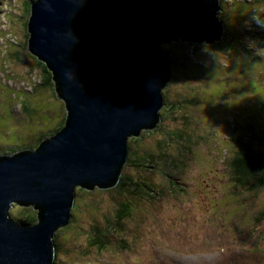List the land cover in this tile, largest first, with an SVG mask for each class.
Segmentation results:
<instances>
[{"label": "rangeland", "instance_id": "374dc122", "mask_svg": "<svg viewBox=\"0 0 264 264\" xmlns=\"http://www.w3.org/2000/svg\"><path fill=\"white\" fill-rule=\"evenodd\" d=\"M243 1L251 0H226L218 17L231 32L243 27L264 32V6L258 7L262 24L252 15L247 17L250 13L242 6ZM22 2L0 0V156L37 148L39 142L63 126L65 119L63 102L54 89L39 84V68L21 47L27 41ZM5 14L13 19V25L7 23ZM212 44H199L203 46L194 56L188 44L183 46L184 51L173 44L174 53L182 52L171 58L170 96L162 93L166 101L159 110L161 130L152 134L147 132L153 129L142 131L145 133H141L137 143L128 140L131 150L137 147L141 157L145 158L146 153L153 156L148 167L149 180L163 191L157 201L159 207L150 208V219L142 216L137 222L129 220L123 231L116 232L126 243L125 250L117 249L113 243L106 250L97 251L89 243L92 227L103 226L106 219L114 222L122 198L111 192L81 195L76 190L82 205L78 210L73 206L68 225L72 228L56 235L59 254L55 260L60 264H264V252L251 257L239 246L234 250L228 246V240L236 235L230 231L234 223L237 231L242 232L252 224L257 212L264 211V190L256 199L248 194L237 196L241 204H246L243 208L228 199L225 189L230 190L229 150L237 142L236 137L229 135L232 124L239 122L241 126L233 136L241 135L243 143H250L253 150L264 154V139H258L264 137V122L262 125L247 112L249 101L264 100V71L261 65L250 63L245 54L212 50ZM253 53L258 58L260 51L257 53L255 48ZM261 61L264 62V56ZM177 63L183 68L176 72ZM244 64L252 69L250 74L241 71ZM187 65L196 68V72L189 71ZM254 83L259 90L253 89ZM23 98L29 99L30 107L22 111ZM181 163H185L182 169ZM127 170L126 166L123 172ZM171 186L176 196L170 193ZM21 213L19 206H13L9 212L15 222ZM220 215L222 219H216ZM170 224L174 228L168 230ZM94 236L97 238L98 234ZM215 244L224 245L218 251H208L207 247ZM259 249L264 251V242ZM235 258L240 262L234 263Z\"/></svg>", "mask_w": 264, "mask_h": 264}, {"label": "water", "instance_id": "95a60500", "mask_svg": "<svg viewBox=\"0 0 264 264\" xmlns=\"http://www.w3.org/2000/svg\"><path fill=\"white\" fill-rule=\"evenodd\" d=\"M219 0H35L27 51L51 74L62 128L35 149L0 156V264H55L56 232L76 190L117 185L128 140L154 130L171 78L163 46L223 37ZM32 207L34 223L15 222Z\"/></svg>", "mask_w": 264, "mask_h": 264}, {"label": "trees", "instance_id": "16d2710c", "mask_svg": "<svg viewBox=\"0 0 264 264\" xmlns=\"http://www.w3.org/2000/svg\"><path fill=\"white\" fill-rule=\"evenodd\" d=\"M35 0H23V5L21 6L22 8V15L25 19L24 22V27L26 29V38L28 39V34H27V19L29 17L30 13V6ZM226 0H219V6H220V13H222L223 6L226 5L225 3ZM224 4V5H223ZM242 6L246 8L247 11H249L250 15L247 17H251V15L257 20V22H261L263 24V19L259 17V6H264V0H251V1H243ZM241 5H238L236 7H240ZM257 6V7H256ZM7 7V6H6ZM7 14V13H6ZM5 14V16H6ZM218 14V15H219ZM10 16H6V21L7 23L14 24L13 19L9 18ZM27 18V19H26ZM219 20L224 24L225 26V31L223 34V37L221 38L220 41L215 42L214 44L210 45V48L212 50H217L219 49L222 52H229L232 54H245V58L252 62V64L256 66H260L263 68L264 71V62L261 61V58L264 56V32L259 31V29H256L253 25H250L251 27H254L251 29H247L246 27L241 28L239 31H233L232 32L228 29L227 25L223 21L222 18L219 17ZM264 26V24H263ZM5 27H7V24H5ZM173 44H177L178 47H181L183 50V46H186L188 44L190 47H192L191 54L194 56V53L197 52V49L200 48L203 45H199L197 43H185L182 41L178 42H171L168 44L169 46H163L168 47L166 51V48L164 50V53L170 58L171 60V66L173 65L172 59L176 58L179 54L178 51L177 54L176 52H173L174 46ZM200 46V47H199ZM255 46V47H253ZM24 51H27V41L24 43V45H21ZM257 47L260 49L258 50ZM250 48V49H249ZM257 50L258 58H255L256 55L253 53L254 50ZM184 51V50H183ZM29 54V52H28ZM176 54V55H175ZM190 54V56H191ZM33 62L36 64V66L39 68V72L41 74V82H39L40 85H45L47 87L53 88V82L51 79V74L48 71V69L45 67V65L41 62H39L36 58L33 56L29 55ZM186 57V56H185ZM172 58V59H171ZM187 58V57H186ZM189 59V58H187ZM199 60V59H198ZM197 60V61H198ZM176 61V60H175ZM259 61V62H257ZM193 65H196L195 63ZM242 65V64H241ZM240 65V66H241ZM244 69H241V71L244 74H250L252 69L250 67H247V65H243ZM253 66V65H252ZM188 67V65H187ZM195 67V66H193ZM254 67V66H253ZM181 68H183L182 64H175V70L178 71ZM190 68L189 71L191 72H196V68ZM238 70V66L235 67ZM248 68V69H247ZM241 77V75H240ZM237 86V83H234ZM35 86V85H34ZM228 86V85H226ZM239 86V84H238ZM253 89L255 88V83L253 85ZM31 90V89H30ZM259 90V89H256ZM165 91V92H164ZM24 94H26L24 92ZM163 94L164 95H169V85L167 84L165 88L163 89ZM56 95V94H55ZM174 95V94H172ZM259 100V99H258ZM256 100L254 102L249 101L248 104V110L247 112L249 115H252V117L256 118L258 121L264 122V100ZM166 101V100H164ZM186 102V100L182 101ZM171 105V104H169ZM30 107V101L27 98H23L20 102V108L22 109H29ZM171 108H173L171 106ZM164 112V110H163ZM162 112V113H163ZM162 113H161V120H162ZM236 118H240V116H237ZM65 120V119H64ZM242 121V120H241ZM234 122V120L232 121ZM239 122L232 124V130L229 135L232 136V138L236 137V145L233 146V150H229V153L231 155L229 159V167H230V190H228L229 195L227 194V197L229 200L232 201H237L238 203L241 204L240 199H237V196H242L243 194L246 195L248 194L251 199H256L260 194L263 193L264 190V154L261 153L260 151L253 150L252 145L250 143H243L241 139V135L239 136H233L235 131L237 130V127L240 126ZM243 127V126H242ZM264 128V126H262ZM62 128V127H61ZM61 128L55 130L52 134L57 133ZM241 129V126H240ZM244 129V127H243ZM161 126L158 125L153 132L150 131L147 132V134H152L155 131H160ZM246 131L249 132V129H246ZM145 133V132H144ZM142 133V134H144ZM48 138L51 137L47 136ZM264 139L262 138H258ZM137 140H140L137 138H131L132 142H136ZM43 141V140H42ZM41 141V142H42ZM39 142V144L41 143ZM189 142L191 140L189 139ZM137 143V142H136ZM163 145H160L159 148L161 149ZM236 148V149H235ZM147 154V153H146ZM145 158L141 157L138 153V148L134 147L132 150H129L128 154V163H127V168L128 170L126 172H123L119 178V181L117 185L113 188L107 189V190H100V189H93V193H116L119 195L122 200L119 202L116 212H115V221L111 222L109 219H106V223L103 226H97L93 225L92 227V238H89V243L91 246L95 247V249L98 251H103L106 250L109 245H112L116 247L117 249H126V243L121 239L117 233L123 231L125 229V223L130 221H135L137 222L140 220L142 216H145L146 218L150 219V214H148V211H150V208H158L159 205L157 201L161 199V195L163 191L159 189L157 186L153 185L154 182H151L149 180L150 176V170H149V164H152L153 161V156L148 155ZM225 159V158H224ZM179 163V162H178ZM187 163V162H186ZM180 169L185 167V163L179 164ZM163 188L168 189V187L163 186ZM173 186H171V189L169 190L170 193L172 192L173 196H176V190L174 188V192L172 190ZM149 190H151V193L149 194ZM92 191H86L82 189H77V194H89V192ZM74 205L77 206V210L80 207L79 200H76ZM243 208L246 207V204H241ZM90 207V206H89ZM93 210V209H92ZM99 210V209H98ZM152 210V209H151ZM96 211V207H95ZM137 212L141 213L138 214ZM137 213V214H136ZM36 211L33 210L32 207L28 208H23L22 207V213L19 215L16 219L17 222L22 221L26 223H34L36 221ZM220 217L216 219H220ZM222 219V218H221ZM252 224L249 227H246L243 229L242 232L237 231V225L234 223L233 228H230V231L233 234H236L235 236H232L230 240H228L229 243H231L230 246L233 250L236 247H240L242 251H244L245 254L251 255V257H255L256 255L254 254H262L264 251H260L259 247L264 242V211H259L257 212L253 217H252ZM72 221V220H71ZM72 223V222H71ZM224 223H226L224 221ZM227 226V224H226ZM174 228L172 224H170L169 227H167L168 230L171 228ZM72 228V227H71ZM69 226H66L64 228H61L56 232L55 238H54V245H55V256L57 258L58 253V246L56 245L57 243V234L64 231H69ZM117 232V233H116ZM238 232V233H237ZM98 234V237L96 238L94 235ZM212 239V237H211ZM124 243V245L122 244ZM99 244V245H98ZM207 245V241H205V246ZM224 244H215L211 247H207L208 251H211V248H214L216 251L220 250ZM251 248V249H249ZM235 257V256H234ZM55 258V259H56ZM236 258L234 259V263H238ZM55 264H60L58 261L55 260Z\"/></svg>", "mask_w": 264, "mask_h": 264}]
</instances>
